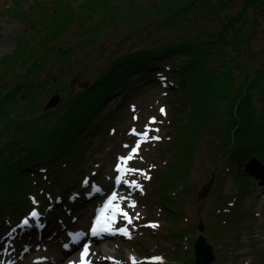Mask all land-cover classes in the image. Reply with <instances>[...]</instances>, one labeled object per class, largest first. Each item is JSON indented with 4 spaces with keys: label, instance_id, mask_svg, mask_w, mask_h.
<instances>
[{
    "label": "rangeland",
    "instance_id": "obj_1",
    "mask_svg": "<svg viewBox=\"0 0 264 264\" xmlns=\"http://www.w3.org/2000/svg\"><path fill=\"white\" fill-rule=\"evenodd\" d=\"M68 2L73 6L80 0ZM32 4L33 0H0V102L5 105L9 117L6 120V135L0 139V144L15 137L19 141H33L43 137L45 128H50L54 123V108L60 104L63 93L66 94L60 82L56 81L57 69L50 71V65L56 58L55 50L60 44L54 40L44 41L45 38L41 37L45 29H37L40 27L38 23H41L38 19L40 11L31 9ZM25 11L30 14V25L36 23L31 31L22 19ZM118 41L121 43V40ZM70 42L73 44L72 39ZM114 45L117 46L118 42ZM262 46L261 40L260 43L252 44L251 51L246 53L247 49L243 45L240 53L235 54L239 68L234 67L233 73L237 82L259 65L256 56L263 57V52L258 51ZM118 49H109V56ZM105 51L107 49L98 47L87 50L91 55ZM91 61L100 62L95 58ZM244 64L247 65L246 69ZM69 76L65 81L69 80ZM52 79L54 83L49 84ZM75 79L76 75L71 79V94L82 88V81ZM38 81L44 85L42 90L34 87ZM186 81L183 91L185 104L182 107L179 106L182 103L181 96H167L157 86L142 87L130 93L131 98L124 102H112L115 97H111L100 110L102 112L105 109L107 115L101 116L102 122L93 136L82 140L83 143H89L85 149L88 160L82 166L81 175L75 179L74 186L66 192H69L68 200L61 207L72 213L70 222H62L53 213L46 223L62 236L60 244L50 240L41 246L38 243L41 240H37L36 236L39 232L43 234L44 227L37 229L35 222L30 221L33 227L25 228L24 231L26 235L33 232L35 242L32 246L27 245V252L24 251L25 246L18 248L14 244L16 231L11 237L8 235L12 228L1 238L4 244L0 247V264H13L22 260L28 262L32 256L30 264L42 257L47 259L40 260V264H48V261L60 264L65 257L62 246L73 244L69 233L83 232L87 235L85 226L88 224L91 206L104 202V196L115 190L118 158L127 156L138 139L130 135V130L134 127L138 132H143L153 117L156 122L149 127L159 131H151L150 135L161 139L143 143L139 155L127 165L143 170L151 178L145 179L139 172L125 176L129 182L135 180L141 184L143 193L123 183L119 189L120 196L128 198L119 201V205H124L122 201L126 202V206L121 208L133 217V222L129 225L118 216L113 227H127L131 238L119 233L109 234V240L100 242L106 250L90 256L91 261L97 264H133L131 259L135 258L138 260L136 264H193V244L202 235L213 249L214 257L210 264H264V180L250 178L245 183L228 170L227 159L231 147L228 144L232 141L228 140L236 136L233 123L228 121L229 117L223 112V104L216 103L210 97L212 95L208 91L207 81L191 77ZM56 91L60 94L57 106L43 110L48 98ZM30 104H40L39 110L35 112L36 108H30ZM205 104L207 106L204 107ZM161 108L165 109L166 114L161 113ZM19 109H23L22 114ZM134 116L137 119H133ZM193 129L198 132L184 137L185 130L192 134ZM182 138L181 148L178 139ZM124 145L130 147L125 148ZM180 149V158L185 159L184 164L175 160ZM166 174L175 176L168 182L169 191L164 186V180L167 182ZM85 178L89 179L87 186L82 183ZM210 179L212 184L209 192L199 198L197 192ZM93 183L104 185L106 190L90 195ZM77 192L82 193L80 198L76 197ZM84 200L89 201L77 214L75 210ZM131 201L136 202L135 208L128 207ZM136 213L140 214L138 219H135ZM80 220L83 223H79ZM200 222L203 224L202 231L197 227ZM152 223L158 224V227L148 226ZM224 227L228 231L218 236V229ZM66 229L70 231L64 235ZM210 230L213 231L209 233ZM42 237L44 239V234ZM5 246L7 251L4 250ZM107 251L111 254H107ZM101 255H104L102 258L111 257L112 262L109 259L96 262ZM142 255L147 256L145 263H141ZM152 257H162V260L153 261L150 259ZM73 261L71 258L64 262L73 264Z\"/></svg>",
    "mask_w": 264,
    "mask_h": 264
},
{
    "label": "trees",
    "instance_id": "obj_2",
    "mask_svg": "<svg viewBox=\"0 0 264 264\" xmlns=\"http://www.w3.org/2000/svg\"><path fill=\"white\" fill-rule=\"evenodd\" d=\"M68 1L73 2L33 0L30 6L40 11L37 29H45L44 41L60 44L50 71L57 69L56 81L66 94L54 108V123L45 128L43 137L33 141L15 137L0 144V235L7 222H18L34 207L33 198L45 205L44 212L52 203L62 205L88 160L89 143L82 140L93 136L102 122L106 111L100 112L101 108L111 97H115L112 102H124L142 87L157 86L167 96H181L182 107L186 80L207 81L210 97L223 104L236 133L228 140H232L228 170L244 182L264 180V0H80L73 6ZM29 15L25 11L22 19L31 31L36 23L30 25ZM261 40L259 65L237 82L235 54L243 45L248 53ZM92 47L107 51L91 55L87 50ZM112 47L119 49L109 56ZM92 58L100 62L93 63ZM75 75L87 86L71 94ZM53 83L52 79L49 84ZM34 87L42 90L44 85L38 81ZM29 107L36 112L40 104ZM22 110L18 111L22 114ZM7 118L0 102L1 140ZM197 132L185 130L184 137ZM178 142L182 148L183 138ZM177 155L175 160L184 164L181 149ZM173 177L167 175L165 190L169 191ZM224 231L228 228L218 229V236Z\"/></svg>",
    "mask_w": 264,
    "mask_h": 264
},
{
    "label": "snow or ice",
    "instance_id": "obj_3",
    "mask_svg": "<svg viewBox=\"0 0 264 264\" xmlns=\"http://www.w3.org/2000/svg\"><path fill=\"white\" fill-rule=\"evenodd\" d=\"M161 113H165V109L161 108ZM133 119H137V117H133ZM155 117L151 118L149 121V125L155 123ZM149 125H145V129L143 132H138L136 128H132L130 130V135L138 137L136 140V143L134 146H131V151L128 153L127 156H122L118 158V163L116 164L115 171L118 173L115 177V184L117 186L123 184H126L130 188H135L139 190L141 193H143V186L139 184L137 181H128L125 179V176L130 174V173H137L139 172L141 175L144 176L145 179H150L151 177L148 176L146 172L140 169H133L128 167L129 161L133 160L135 157L139 155V151L141 148V145L145 142L148 141H158L161 138L159 136H151L150 132L151 131H156L158 132L159 129H151ZM125 148H129V145H124ZM142 159V157H141ZM154 167V166H153ZM83 185L87 186L89 185V179L85 178L84 181L82 182ZM92 193H101L103 190L98 187L96 184H92L91 186ZM128 199L127 197H122L119 196L116 191H112L111 194L108 196V198L104 201V204L102 207L97 209V215L93 221L92 227L90 228V234L93 237H100L104 233H108L110 235H115L117 233L122 234L129 239L131 238L130 232L127 227L124 228H119L115 229L113 225L117 222V217H122L124 220L127 221V224H132L133 222V217L129 216L127 211H124L117 202L119 200H126ZM33 203H37L35 199L33 198ZM128 207L130 208H135L136 207V202L131 201V203L128 204ZM139 213H136L135 219L139 218ZM41 213L38 212L35 208L28 214L27 217L21 220V222L16 226V228H31L33 227V223H30V221H34L35 224L34 226L37 229H42L44 227V224L41 222ZM150 227H158V224L152 223L148 225ZM16 228H13L11 232L8 233L9 237L13 235V233L16 231ZM69 235L72 237V242L73 243H79L80 239L85 236V233L83 232H77V233H69ZM64 247L67 249L69 245L65 244ZM5 251H7V246L4 248ZM29 249L27 246H25L24 251L27 252ZM90 255V243H84L83 249L80 253V259L78 264H92V261L88 259ZM46 257H42L34 264H40V260H46ZM107 259H112L111 257H108ZM133 259V264H136L135 258ZM153 261H161L162 257H152L150 258ZM75 264V262H73Z\"/></svg>",
    "mask_w": 264,
    "mask_h": 264
},
{
    "label": "water",
    "instance_id": "obj_4",
    "mask_svg": "<svg viewBox=\"0 0 264 264\" xmlns=\"http://www.w3.org/2000/svg\"><path fill=\"white\" fill-rule=\"evenodd\" d=\"M87 83H81V87H85ZM60 100V96L58 92H54L47 100L45 105L43 106V110H49L55 106H57L58 102ZM212 180L210 179L206 183H204L200 190L197 192V196L199 198H203L207 195L209 192V189L211 187ZM199 231L203 230V224L200 222L198 226ZM194 254H195V260L193 264H210L214 255L212 252V249L208 246L206 238L202 235H199L194 243Z\"/></svg>",
    "mask_w": 264,
    "mask_h": 264
},
{
    "label": "bare ground",
    "instance_id": "obj_5",
    "mask_svg": "<svg viewBox=\"0 0 264 264\" xmlns=\"http://www.w3.org/2000/svg\"><path fill=\"white\" fill-rule=\"evenodd\" d=\"M132 181V180H131ZM119 192H121V190H119ZM118 195H119V193H118ZM120 196V195H119ZM119 201H121V200H119ZM119 201H117V202H114V203H118L119 204ZM122 203L124 204V205H122V206H120V207H125L126 206V202L125 201H122ZM90 217H91V212H89V214H88V217H87V222H89L90 224H92L93 223V216H92V218L90 219ZM79 223H83V222H81V220H80V222ZM4 236V235H3ZM207 244H208V246L212 249V247H211V244L210 243H208L207 242ZM84 245V244H83ZM97 245V244H96ZM102 245H100V250H99V245H98V248L97 247H95V245H92V244H90V255H93V254H96L97 252H99V251H101V250H106L104 247H101ZM82 249H83V246H82ZM82 249H81V251H82ZM78 250H79V248H77L76 250H74L72 253H70L66 258H64L63 260H62V262L60 263V264H70L69 262H64V261H67L68 259H71V258H73L74 259V261L73 262H77L78 263V261H79V259H80V252H78ZM213 250V249H212ZM107 254H111L109 251H107L106 252ZM71 255H72V257H71ZM5 257H7V256H5ZM29 257V256H28ZM33 257V256H32ZM32 257L30 258V260L27 262V261H25V260H22V261H19V262H17L16 263V261L13 263V264H30V261H31V259H32ZM71 257V258H70ZM102 256H100L99 258H101ZM107 259V258H106ZM105 259V260H106ZM104 260V261H105ZM34 262H36V261H34ZM34 262L32 263V264H34ZM96 262H102V260L100 259V260H97ZM53 263V262H52ZM48 264H51V262H48ZM54 264V263H53ZM92 264H97V263H93L92 262Z\"/></svg>",
    "mask_w": 264,
    "mask_h": 264
}]
</instances>
